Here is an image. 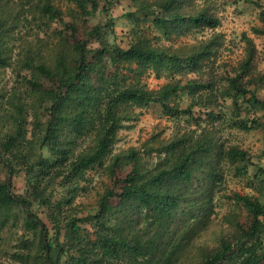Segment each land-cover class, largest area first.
<instances>
[{"label": "trees", "instance_id": "trees-1", "mask_svg": "<svg viewBox=\"0 0 264 264\" xmlns=\"http://www.w3.org/2000/svg\"><path fill=\"white\" fill-rule=\"evenodd\" d=\"M130 1L123 49L114 38L118 0H65V9L0 0V72L17 76L0 86L1 243L6 229L20 230L8 264H264V202L250 196L232 199L246 223L231 214L233 229L202 243L225 170L264 191V169L252 176L251 155L224 145L232 130L249 132L264 118L254 43L243 35V59L216 65L221 35L165 44L216 30L209 0ZM97 14L105 20L84 43L59 39ZM253 32L264 37V24ZM150 76L164 84L150 89ZM151 107L172 123L170 138L114 152L118 133ZM102 176L108 189L88 202Z\"/></svg>", "mask_w": 264, "mask_h": 264}, {"label": "rangeland", "instance_id": "rangeland-1", "mask_svg": "<svg viewBox=\"0 0 264 264\" xmlns=\"http://www.w3.org/2000/svg\"><path fill=\"white\" fill-rule=\"evenodd\" d=\"M247 1V2H245ZM249 1V2H248ZM57 5L62 8H67L69 5L65 0H55ZM260 5V7L258 6ZM208 7L212 14L220 21V26L214 31H206L203 35L194 37L193 34H187L179 38H174L166 45L173 47H182L187 44H192L195 41H202L210 36L221 35L222 44L217 51V64L225 63L227 66H236L237 63L244 57V42H241V37L245 35L254 43L256 50L255 57V74L264 80V37L256 35L253 29H259L263 26L262 16L260 12L264 13V0H209ZM115 10V11H114ZM130 0H118L112 10V16L117 19L115 28V41L121 48L126 49L130 43V36L127 34L123 26L125 19L123 14L126 11H133ZM264 15V14H263ZM99 19L105 20L103 16L98 14L90 18L88 23L82 29L75 28L64 31L59 39L66 43H84L90 37V31ZM28 27H31L29 24ZM57 29L52 26L51 30ZM26 39H33L28 36ZM17 45V43H15ZM16 48V47H15ZM17 50H15L16 53ZM4 72V75L2 73ZM3 77V80L1 79ZM16 74L11 69H5L0 72V86L6 89L10 88L17 80ZM144 82L150 89H158L164 84L163 80H157L153 76L146 77ZM264 82V81H263ZM258 94L264 97V83L260 85ZM155 107L141 111L142 114L137 120L129 122L131 125L129 129H123L118 133L117 142L114 146V152L119 150H126L127 148H141L142 145L151 140L152 136L158 135L160 140H167L172 133V123L165 118H159L158 113L155 112ZM134 113H139L135 109ZM260 127L252 128L249 132H242L239 130H232L231 135L226 140L224 139L225 147L229 145H236L239 149L247 151L252 157V163L255 167L249 169L250 174H255V168L261 167L264 169V118L259 121ZM151 145V144H150ZM147 163H151V159H147ZM119 174H123L118 172ZM227 176L224 190L220 193L215 192V208L213 215L210 218L208 227L203 233L202 243L210 244L216 241L222 232L226 234L233 229L230 215L235 214L238 217L239 223H246V215L244 209L235 205L232 199L235 196H250L264 202V191L260 192L257 186H248L246 178H235L232 173L224 172ZM6 175V169L0 163V179ZM22 177L16 178L17 184L21 182ZM8 182V180H7ZM109 180L102 176L96 178L94 182L93 192L88 198V202H93L95 193H104L109 187ZM197 184V182H195ZM10 187V178H9ZM42 212L40 217L43 218ZM231 221V222H230ZM7 231H11L10 233ZM16 232V233H14ZM13 233V234H11ZM19 229L11 228L4 231V238L6 243H1L0 234V264H8V255L14 251L16 240H18ZM2 247V251H1Z\"/></svg>", "mask_w": 264, "mask_h": 264}, {"label": "water", "instance_id": "water-1", "mask_svg": "<svg viewBox=\"0 0 264 264\" xmlns=\"http://www.w3.org/2000/svg\"><path fill=\"white\" fill-rule=\"evenodd\" d=\"M9 178H10V176H8V182H7L8 187H9ZM43 242H44L45 247L47 248V246H46V233L45 232H43ZM47 255H48V251H46V256ZM45 263L50 264L47 257L45 258Z\"/></svg>", "mask_w": 264, "mask_h": 264}]
</instances>
